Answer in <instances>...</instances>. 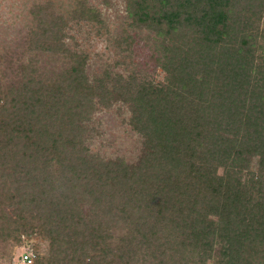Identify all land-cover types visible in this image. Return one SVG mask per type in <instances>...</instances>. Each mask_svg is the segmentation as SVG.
<instances>
[{"label": "trees", "instance_id": "16d2710c", "mask_svg": "<svg viewBox=\"0 0 264 264\" xmlns=\"http://www.w3.org/2000/svg\"><path fill=\"white\" fill-rule=\"evenodd\" d=\"M236 2L126 1L136 22L172 41L156 57L163 80L127 76L124 100L144 144L135 164L103 158L87 143V121L118 87L95 84L87 55L64 46L63 16L39 21L44 33L35 35L55 41L70 66L50 76L31 58L15 85H0L2 231L18 243L34 235L49 242L45 254L26 249L30 264H264V55L258 30L234 18ZM248 154L263 170L241 187ZM196 155L216 159L226 174ZM112 223L125 228L117 241Z\"/></svg>", "mask_w": 264, "mask_h": 264}, {"label": "rangeland", "instance_id": "374dc122", "mask_svg": "<svg viewBox=\"0 0 264 264\" xmlns=\"http://www.w3.org/2000/svg\"><path fill=\"white\" fill-rule=\"evenodd\" d=\"M126 1L0 0V85L4 91H8L10 85H15L21 78L23 65L31 58L41 72L50 76L62 73L70 66V59L62 51L52 49V44L57 49L55 41L46 43L47 36L35 35L44 33L39 28L41 19L50 22L49 14L63 16L68 27L64 46L87 55L88 75L95 84L101 85L102 81L108 89L114 90L115 86L119 89L113 102L99 104L90 121H87V143L94 153L103 158L124 159L135 164L143 153L144 144L142 135L131 124V103L124 100L129 97L127 76L137 71L141 77L163 80L165 72L156 57L159 56V49L168 47L172 41L168 37H158L156 28L151 29L136 22L128 13ZM81 4L97 8L99 12L84 15L79 12ZM235 8L234 18L241 21L248 19L249 28L258 30L257 42L262 48L257 53L264 55V0H242ZM242 13L244 18H241ZM126 35L132 39L123 42ZM32 38L37 42L34 50ZM196 74L202 77L203 66H198ZM191 159L196 163L212 165L217 175L227 172L226 167L218 164L214 158L196 155ZM262 170L258 156L246 155L238 175L240 186L246 185L250 171ZM6 194L4 190L3 196L6 197ZM7 207L10 209L6 205L4 209L7 210ZM83 211L88 213L89 206L84 204ZM4 219L0 213V264H24L22 254L26 249H31L35 254L48 251L49 242L39 235L30 239L23 237L21 243L8 238L7 232L2 231ZM216 222L217 217L211 216L210 225L215 227ZM111 231L117 237L115 241L125 235L124 226L116 228L114 223Z\"/></svg>", "mask_w": 264, "mask_h": 264}, {"label": "built area", "instance_id": "2783aa9c", "mask_svg": "<svg viewBox=\"0 0 264 264\" xmlns=\"http://www.w3.org/2000/svg\"><path fill=\"white\" fill-rule=\"evenodd\" d=\"M24 264H30L33 261L32 255L28 253L22 254Z\"/></svg>", "mask_w": 264, "mask_h": 264}]
</instances>
